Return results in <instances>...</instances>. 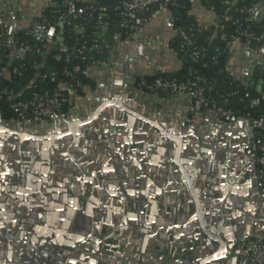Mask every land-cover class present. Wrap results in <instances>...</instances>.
<instances>
[{
    "label": "water",
    "instance_id": "obj_1",
    "mask_svg": "<svg viewBox=\"0 0 264 264\" xmlns=\"http://www.w3.org/2000/svg\"><path fill=\"white\" fill-rule=\"evenodd\" d=\"M24 22L26 27L28 21ZM156 43L163 45L161 40ZM234 47H242L247 57H255L249 41H237ZM257 53L264 55V50ZM154 58L164 59V53ZM143 68L137 67L138 76L165 72L156 64ZM117 73L121 72L113 71ZM137 75L130 74L126 85L113 79L116 84L110 97L100 92L105 84L100 85V90L87 101H79L72 113L40 121L46 123V129L39 124L38 130L28 126L34 122L7 120L0 113V200L6 201L0 205L4 218L0 221V243L9 264L145 263L133 247L139 230L154 240L155 233L160 237L161 224L166 234L170 233L175 216L168 212L162 223L155 216L159 215L157 207H153L152 221L145 223L144 207L140 206L139 229L135 208L123 199L141 191L138 184L147 180L145 171L162 178L166 175V189L176 199L174 206L189 202L182 207L180 222L185 223L191 215L189 225L197 239H204L215 250L200 264L232 254L245 260L237 249L245 237L221 232L215 215H211L217 205L224 207L225 215L230 210L236 217L245 216L244 207L233 205L235 198L223 201L226 193L218 191V176H225L230 163L216 165L222 159L214 143V149L204 150L203 164L197 134L187 124L190 117L155 114L154 105L144 104L150 97L136 86ZM251 79L252 75H246L241 81ZM250 84L254 86L253 81ZM153 99L159 101L160 95L154 94ZM205 114L213 117L220 129L229 125V119L213 112ZM233 120L251 124L242 116ZM120 178L125 190L119 187ZM123 201L126 204L122 205ZM14 244L18 245L16 250ZM35 249L41 250L35 253Z\"/></svg>",
    "mask_w": 264,
    "mask_h": 264
},
{
    "label": "crops",
    "instance_id": "obj_2",
    "mask_svg": "<svg viewBox=\"0 0 264 264\" xmlns=\"http://www.w3.org/2000/svg\"><path fill=\"white\" fill-rule=\"evenodd\" d=\"M53 1L54 0H2V3L0 4V19L8 20L14 30H22L28 27L33 20L38 18L44 12L45 8L50 6ZM263 9L264 5L259 6L258 8L260 11H263ZM193 15L203 26H210L215 18L211 11H208L199 3L195 5ZM13 16H15V19H13ZM25 20L28 21L26 27L23 26ZM170 39L171 33L166 15H162L149 24L148 27L141 29L122 44H119L117 49L113 52V57L107 61H103L101 65L95 69L93 74L91 76L89 75L96 82V88L92 90L85 87V90L88 89L87 96L84 98H78L77 103L81 100L87 101L93 97L94 92L99 89L102 84H105V87L101 90L99 89L100 92L104 93L105 96L110 97L112 90L114 89L112 87L115 83L113 79H115V81L121 80L126 85L128 76L130 74L137 75V67L139 66L143 68L146 65L156 64L160 65L165 72L178 70L182 64L170 47ZM158 40H161L163 45H157L156 42ZM261 50H264V47L258 48L253 46L255 57L250 58L246 56L242 47H234L229 59L230 63L228 62V70L233 77L241 80L246 75H253L252 73L255 68L264 66V62L261 63V59H264V55L262 53H257L261 52ZM160 52L162 55L164 53V59L160 58L159 60H156L154 57L157 54L159 55ZM252 65H254L255 68L250 70ZM115 70H118L121 73L113 74V71ZM144 70L145 69L143 68L140 71L142 72ZM147 94L150 98L145 99L144 104L154 105L152 111L155 114L167 113L172 117L179 115L185 117L189 116L191 121L187 122V124L192 125L193 127V123L196 119L206 118L213 121L217 129H220L213 117H206L205 113H194L192 99L187 95L173 97L172 95L165 96L158 94L160 95V100L154 101V94ZM166 100H168L167 103ZM227 122L231 125L233 130L230 137V147L232 149L231 152H233V157L230 160V167L225 170V176L223 177L224 181L226 180L224 182V187L226 188L225 197L226 200L230 196L235 198L236 201H232L233 205L237 206L236 203H239L240 206L246 209V212L244 213V217H236L232 215L230 210L228 211V214L225 215V213H222L223 211L221 207L216 205L214 215L216 217V222H218L216 224L221 232H228L227 235L232 237L244 236L246 239L245 242H239V244H243L251 240L264 238V185L261 183L258 176L255 150H253V148L251 149L249 146V143L253 145L255 141L257 142V133L255 129L254 131H249L244 128L243 123H237L232 119ZM249 151H252V153ZM144 173L147 180L143 179V182H140L138 187H140L141 191L145 193L141 194L140 191L132 197L125 195L123 199L127 200L129 206L135 208V212H133L136 214L135 221L137 222L139 229L141 228L140 206L144 207L143 217L145 223L152 221L153 207H157L159 215L155 216L156 219L158 218L162 223L166 221V214H168V212H172L175 216L172 218L174 224L169 229L170 233L166 234L164 229L165 225L161 224L160 237L158 238L159 233H155L154 240H152V235L142 234L141 229L139 230V235L134 241L135 245H133V247H137L136 249L138 250L136 253L141 256L143 260L145 259V263H141L142 261H134L135 264H200L206 256L214 255L215 250L213 246L205 242L204 239L198 240L196 237L197 234L191 229L189 225L191 215L186 217L189 220H185V223L180 222L179 219H183L181 214L183 213L184 208L182 207H185L189 202L187 201L184 204H179V206H174L176 199L174 194H171L166 189L169 183L166 175L162 178L159 177L157 173H153V175L148 174L146 171ZM119 185L122 190H125L121 178L119 179ZM115 198L116 197H113V199ZM3 204H6V201L0 200V205ZM124 204H126L125 201L122 202V205ZM191 210L192 207L190 206V211ZM211 215H213V213ZM18 219L20 220L21 217ZM0 221H4L1 209ZM176 231L177 233H175ZM30 232L33 235H36L33 230ZM14 247L16 250L18 245L14 244ZM37 250L38 249H35L34 252ZM154 255H158L155 260L153 259ZM243 257L245 260H241L238 255L232 254L220 259L213 258L205 264H255L251 257ZM130 261V264H133L132 260ZM0 264H9V261L4 256L1 243Z\"/></svg>",
    "mask_w": 264,
    "mask_h": 264
},
{
    "label": "trees",
    "instance_id": "obj_3",
    "mask_svg": "<svg viewBox=\"0 0 264 264\" xmlns=\"http://www.w3.org/2000/svg\"><path fill=\"white\" fill-rule=\"evenodd\" d=\"M56 1L58 6L56 8L46 7L43 16L37 20L44 27L57 22L60 15H65L66 21L62 25L58 23V27L63 29L64 43L67 49L63 50L60 44L55 43L50 37L41 40L35 35H26L25 31L18 30L17 34L22 36V40L29 42L30 49L19 56L17 47L9 40L7 41L8 45L0 52V58L6 59V66L10 70L18 65L24 68L22 77L11 75L4 78L5 83L9 86L18 87L26 84L37 73H49V77L42 82H39L40 79L37 77L40 87L54 89L62 81L74 85L73 79H77L88 89L94 90L96 82L89 76L91 63L94 60L107 61L111 59L119 44L135 34L131 27L119 25L122 20L119 8L125 0H75L76 12L79 14L76 18L69 13L68 6L63 3L64 0ZM189 1L176 0L170 8L176 24L193 34L195 48L200 51L199 59L193 60L181 51L182 39L173 37L170 39V47L181 61V67L172 72L167 71L145 77L152 79L163 76L187 80L200 75L216 84L214 93L216 103L231 107L235 111L236 117L264 115V101L255 108L248 106L250 99L259 96L257 90L250 83L261 81L264 86V69L255 68L252 81L248 83L236 79L228 70V62L232 54L229 43L231 37H240L239 41L251 40L253 46L264 47V41L259 42L241 37V33L245 30L255 35L264 31V9L263 11L258 10L259 6L264 5V0H229L230 4H226V0H202L206 7L214 9L218 17V24L210 26L200 24L191 13L193 8ZM100 6L106 7V13L100 15ZM106 21L110 23V31L105 37H102L99 25ZM133 24L143 26L138 20H135ZM224 35H226L225 38H223ZM35 64L40 67L36 69ZM53 71L56 73L55 76H51ZM85 87H77V95L71 96V102L64 105L66 114L72 113L79 107L78 98L87 96L88 89L85 90ZM65 93L70 96L68 91ZM161 95L168 96L169 94L161 93ZM226 99L228 102H225ZM0 108L5 119L13 118L14 115L8 110L6 99H0Z\"/></svg>",
    "mask_w": 264,
    "mask_h": 264
},
{
    "label": "built area",
    "instance_id": "obj_4",
    "mask_svg": "<svg viewBox=\"0 0 264 264\" xmlns=\"http://www.w3.org/2000/svg\"><path fill=\"white\" fill-rule=\"evenodd\" d=\"M176 0H125L120 6V13L122 20L120 22L121 27H131L135 34L141 29L148 27L153 21L166 15V19L169 25L171 38L180 37L182 39L181 51L189 55L193 60H197L200 57V51L195 48L193 34L187 30L178 26L175 22V18L171 12V5ZM192 6L191 13L193 14L196 4H202V6L211 11L215 18L212 24H218V17L213 8L206 7L202 0H190ZM65 6H68V11L74 18L79 14L76 12L75 0H64ZM231 1L226 0V4H230ZM51 7H57L58 3L54 0ZM106 7L100 6V15L106 13ZM43 13L38 17H42ZM38 18L33 20L30 25L24 29L26 35H35L38 39H45L47 37L60 44L63 50L67 49L64 43L63 29L58 27V23L62 25L66 21L65 15H60L57 22L48 24L47 26L39 24ZM229 19V17H226ZM135 20H138L143 26L133 24ZM100 36L105 37L110 31V23L103 22L99 25ZM21 30V31H22ZM53 30V32H52ZM18 30L12 28L11 23L8 20L0 19V52L8 45L7 41L10 40L11 44L17 47V54L22 55L24 51L30 49L29 42L22 40L17 34ZM226 35L223 36L225 38ZM241 37H247V39H254L255 41H264V31L255 35L249 33L247 30L241 33ZM240 37H231L230 49L232 51L235 42L239 41ZM252 43L251 40H248ZM243 41V42H248ZM253 46V45H252ZM98 48L97 45H95ZM38 51H42L38 49ZM44 53V51H42ZM103 61L94 60L90 65L89 75L91 76L95 69H97ZM5 58H0V99H6L8 103V110L12 112L13 118L10 120H18L23 123L28 122H40L43 120H54L63 115H67L64 112V105L70 103L72 97L77 95L78 89L85 87L79 80L73 79V84L62 81L54 89H46L39 86V82L46 80L49 77V73H37L35 77H32L26 84L19 85L18 87H12L5 83L4 78L11 75L18 77L23 76L24 68L22 66H15L13 69H9ZM40 65L35 64V68L38 69ZM264 69V66H261ZM70 74L69 71H67ZM53 71L51 76H55ZM40 81L38 82V78ZM54 80V78H52ZM254 82V81H253ZM136 86L146 93L152 94H169L172 96L187 95L192 99L193 111L195 114H201L206 112H213L216 115L224 119H237L238 117H245L250 120V123L254 127L257 133V167L258 176L261 183L264 185V115L260 117H252L251 115L235 116V111L224 104H217L214 98L216 90V84L210 82L206 77L196 75L192 79L177 80L173 78H167L163 76L147 79L145 76H140L136 79ZM254 87L259 96L252 98L248 102V106L255 108L264 101V86L261 81L254 82ZM68 91L70 96L65 93ZM72 96V97H71ZM228 102V99L225 100ZM0 113H2L0 108ZM237 249L240 255L251 257L255 264H264V238L251 240L247 243L239 244Z\"/></svg>",
    "mask_w": 264,
    "mask_h": 264
},
{
    "label": "flooded vegetation",
    "instance_id": "obj_5",
    "mask_svg": "<svg viewBox=\"0 0 264 264\" xmlns=\"http://www.w3.org/2000/svg\"><path fill=\"white\" fill-rule=\"evenodd\" d=\"M255 68L254 65L251 66L250 70H253ZM53 121V120H51ZM39 124V127H43L46 129V123H29L28 126L29 127H32V128H35L36 130H38L39 128H36V125ZM244 124V128L249 130V131H254V127L251 125V124H248V123H243ZM194 125V130L197 134V141H198V144H199V151H198V154L201 158V162H203V164H205V156H204V150L205 149H212V145L214 143L217 144L216 148H215V151L219 152L220 154V158L222 159V161H217L216 165H226L227 162L230 163V160L232 159L230 157V155L233 153L231 152L232 149H231V145H230V140H231V135L233 133V130L231 128V125L229 126H226L222 129H217V127L215 126V124L213 123V121H211L210 119H206V118H198L194 121L193 123ZM226 141V142H225ZM208 143V144H207ZM251 143H249V146L251 147V149L253 148V150H255V157H256V160H257V144H256V141L255 143L252 145H250ZM214 149V148H213ZM250 153H252V151H249ZM233 157V156H232ZM228 168V166H227ZM219 180H218V187H219V193H222V194H225V187L223 186L224 185V178L222 175L218 176ZM227 184V183H226ZM222 185V186H221ZM217 185L214 184V188L216 187ZM222 187V188H221ZM213 188V189H214ZM226 196V195H225ZM226 200V197L223 198V201ZM220 207V206H218ZM221 209H222V213L224 214L225 210H224V207L221 206ZM214 215V214H213ZM158 234V233H157ZM41 249H38L35 253H38L40 252ZM34 253V254H35Z\"/></svg>",
    "mask_w": 264,
    "mask_h": 264
}]
</instances>
